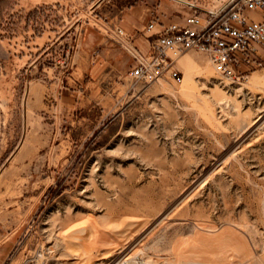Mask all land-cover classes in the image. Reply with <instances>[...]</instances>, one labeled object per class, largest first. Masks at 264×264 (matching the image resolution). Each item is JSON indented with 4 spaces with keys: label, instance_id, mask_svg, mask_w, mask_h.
<instances>
[{
    "label": "rangeland",
    "instance_id": "obj_1",
    "mask_svg": "<svg viewBox=\"0 0 264 264\" xmlns=\"http://www.w3.org/2000/svg\"><path fill=\"white\" fill-rule=\"evenodd\" d=\"M114 1L0 0L4 264H264V67L132 78Z\"/></svg>",
    "mask_w": 264,
    "mask_h": 264
},
{
    "label": "built area",
    "instance_id": "obj_2",
    "mask_svg": "<svg viewBox=\"0 0 264 264\" xmlns=\"http://www.w3.org/2000/svg\"><path fill=\"white\" fill-rule=\"evenodd\" d=\"M177 6L180 21L163 24L154 17L147 30L162 24L153 36L151 50L143 54L137 47L130 53L132 78L154 80L163 71L181 82L173 70L175 57L188 50L204 52L222 77L239 79L248 71L264 67V0H168ZM257 14L254 20L250 15ZM119 36L124 31L118 29Z\"/></svg>",
    "mask_w": 264,
    "mask_h": 264
},
{
    "label": "crops",
    "instance_id": "obj_3",
    "mask_svg": "<svg viewBox=\"0 0 264 264\" xmlns=\"http://www.w3.org/2000/svg\"><path fill=\"white\" fill-rule=\"evenodd\" d=\"M177 11V6L168 0H115L111 4L109 17L103 24L100 23L99 55L119 56L134 47L148 54L153 36L162 28V24H157L154 30L148 31L149 23L154 17H159L163 24L180 21ZM118 29L124 31V36L118 35ZM13 234L0 229V264H4L15 246Z\"/></svg>",
    "mask_w": 264,
    "mask_h": 264
},
{
    "label": "bare ground",
    "instance_id": "obj_4",
    "mask_svg": "<svg viewBox=\"0 0 264 264\" xmlns=\"http://www.w3.org/2000/svg\"><path fill=\"white\" fill-rule=\"evenodd\" d=\"M180 56H182V54L181 55H178V56H176L175 57V61L180 57Z\"/></svg>",
    "mask_w": 264,
    "mask_h": 264
}]
</instances>
